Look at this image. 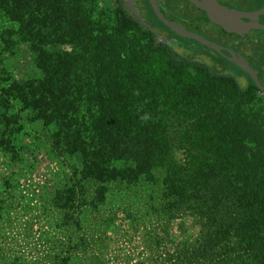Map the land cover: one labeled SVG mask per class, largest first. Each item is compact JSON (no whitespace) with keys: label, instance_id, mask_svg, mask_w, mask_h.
Returning a JSON list of instances; mask_svg holds the SVG:
<instances>
[{"label":"trees","instance_id":"obj_1","mask_svg":"<svg viewBox=\"0 0 264 264\" xmlns=\"http://www.w3.org/2000/svg\"><path fill=\"white\" fill-rule=\"evenodd\" d=\"M20 45L36 68L24 80L10 61ZM257 90L181 53L122 6L0 0V153L17 162V137L40 121L38 136H47L48 152L63 165L42 205L56 233L50 240L43 231L52 252L32 261L0 247V262L83 264L90 253L91 264H103L109 195H136L133 188L147 184L158 192L137 219L153 253L145 263L264 264V101ZM3 185L0 223L12 227L19 205L24 214L32 208L21 207L12 178ZM147 217L159 222L149 225ZM183 217L198 232L178 240L171 222ZM178 230L185 235L184 221Z\"/></svg>","mask_w":264,"mask_h":264},{"label":"rangeland","instance_id":"obj_2","mask_svg":"<svg viewBox=\"0 0 264 264\" xmlns=\"http://www.w3.org/2000/svg\"><path fill=\"white\" fill-rule=\"evenodd\" d=\"M101 1L105 6L114 7L116 5L114 0ZM19 47V52L10 55V61L15 78L24 80L31 77L36 68L33 64V56L29 53L27 46L20 45ZM41 126L40 121H36L34 124L29 123L26 125L28 132L17 137L19 158L17 162L9 161L0 153V188L4 187L3 183L6 178H12V188L15 189L21 207L32 208L31 212L24 214L23 209L17 204V206L19 205L16 206L17 211L12 213L14 216L12 227L0 223V247H3L5 255L7 253L17 255L23 253L32 261L40 254L52 252L51 242L45 240L43 233L47 231L49 239L56 233L52 231L49 218L43 214L42 205L46 193L59 185L63 170L61 161L47 150L45 142L47 136L40 134L39 137L37 134ZM29 132L37 137L31 136ZM133 189L138 190V194L118 193L116 190V193L110 194L107 199L101 219L106 221L110 217L112 220L107 234L103 236V246L105 245L103 264H148L145 262L152 258L153 253L148 247L144 225H139L137 219L141 221L140 218L149 206L148 201H151L149 194L157 193L158 190L147 184L136 186ZM124 205L128 212L120 210V207H124ZM110 211L112 215H110ZM133 215L135 217H132ZM91 218L93 221L94 217ZM29 220L32 222L31 227L27 226ZM147 220L149 225L159 222L155 217H151L150 220L147 217ZM183 221L187 228L184 236L178 230ZM26 226L30 232L25 230ZM197 232V225L188 217L177 218L171 222V235L178 240L193 238ZM60 237L59 235L56 238ZM89 257L90 253L83 257V264H91ZM0 264H9V262L4 261Z\"/></svg>","mask_w":264,"mask_h":264},{"label":"flooded vegetation","instance_id":"obj_3","mask_svg":"<svg viewBox=\"0 0 264 264\" xmlns=\"http://www.w3.org/2000/svg\"><path fill=\"white\" fill-rule=\"evenodd\" d=\"M114 1L116 6H122L134 15L124 0ZM157 1L161 12L169 21L201 36L210 44L178 35L159 19L150 0H131V4L145 19L148 27L167 43L176 45L183 54L192 53L196 60L211 65L213 69L235 75L244 87L256 86L258 96L264 101V90L260 89L246 70L232 61V58L238 56L244 58L256 73L259 83L264 86V0H216L221 11L230 12L235 19L240 18L237 24L236 21L231 24V28L236 27L237 30H227L210 21L208 11L191 0ZM213 45L216 48H212Z\"/></svg>","mask_w":264,"mask_h":264},{"label":"water","instance_id":"obj_4","mask_svg":"<svg viewBox=\"0 0 264 264\" xmlns=\"http://www.w3.org/2000/svg\"><path fill=\"white\" fill-rule=\"evenodd\" d=\"M126 2V4L128 5L129 8H131V10L133 11L135 17L141 21L142 23L148 25L145 21V19L141 16V14L138 12V10L133 6V4H131V0H124ZM192 2H194L196 5L198 6H203L207 11H208V19L210 21L216 22L218 24H220L221 26H223V28L227 29V30H232V29H236V27L231 28V24L236 21L235 24H237L238 19H235L234 16L230 13V12H225V11H221L220 10V4L216 1V0H205V2H198L197 0H191ZM153 8L156 11L157 16L159 17L160 20H162L164 23H166L170 29H172L174 32H176L178 35H182L185 36L187 38L190 39H195L198 40L200 43L202 44H206L209 45L210 42L204 38H202L201 36L187 31L185 29H183L179 24H177L176 22L173 21H169L164 14L161 12L159 5H158V1L157 0H150ZM232 17V18H231ZM234 26V25H233ZM262 28V27H260ZM264 28V27H263ZM212 48H216L214 45L211 46ZM232 61L234 63H236L238 66H240L241 68H243L244 70H246L251 76L252 78L257 82V84L259 85L261 90H264V86H262L259 81H258V77L256 75V73L254 72V70H252V68L248 65V63L246 62V60H244V58H242L241 56H238L237 58H232Z\"/></svg>","mask_w":264,"mask_h":264}]
</instances>
